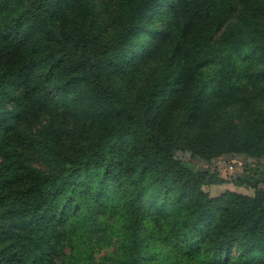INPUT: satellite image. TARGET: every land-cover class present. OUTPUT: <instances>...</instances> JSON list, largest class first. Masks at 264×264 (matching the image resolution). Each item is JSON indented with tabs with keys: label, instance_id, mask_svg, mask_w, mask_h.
<instances>
[{
	"label": "trees",
	"instance_id": "trees-1",
	"mask_svg": "<svg viewBox=\"0 0 264 264\" xmlns=\"http://www.w3.org/2000/svg\"><path fill=\"white\" fill-rule=\"evenodd\" d=\"M263 185L264 0H0V264H264Z\"/></svg>",
	"mask_w": 264,
	"mask_h": 264
},
{
	"label": "rangeland",
	"instance_id": "rangeland-1",
	"mask_svg": "<svg viewBox=\"0 0 264 264\" xmlns=\"http://www.w3.org/2000/svg\"><path fill=\"white\" fill-rule=\"evenodd\" d=\"M184 162L192 169L200 170L205 168L215 169L223 178L236 177L248 169L255 160L245 153H226L216 158L212 163H207L200 157L183 156ZM264 187V185H263ZM204 189L213 197L223 194L227 191H233L240 194L252 195V189L238 187L231 182L222 185H209ZM113 251L112 248H105L100 254L105 255L107 252ZM99 254V255H100ZM100 255V256H101Z\"/></svg>",
	"mask_w": 264,
	"mask_h": 264
}]
</instances>
